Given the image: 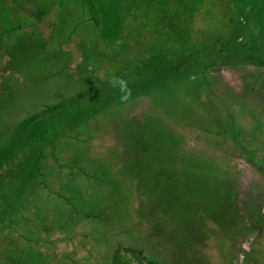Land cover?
I'll return each instance as SVG.
<instances>
[{"label":"trees","instance_id":"obj_1","mask_svg":"<svg viewBox=\"0 0 264 264\" xmlns=\"http://www.w3.org/2000/svg\"><path fill=\"white\" fill-rule=\"evenodd\" d=\"M263 24L264 0H0V264H146L105 212L106 191L131 197L139 119L179 153L189 88Z\"/></svg>","mask_w":264,"mask_h":264},{"label":"rangeland","instance_id":"obj_2","mask_svg":"<svg viewBox=\"0 0 264 264\" xmlns=\"http://www.w3.org/2000/svg\"><path fill=\"white\" fill-rule=\"evenodd\" d=\"M215 72H218L222 77H230L228 70L222 72L220 68H216ZM189 89L194 99L200 98L199 100H201L202 97L205 98V107L216 109L220 113L223 111L220 106V101L223 97L218 98L217 93L208 94V88V91H204L202 87ZM117 119L116 117L115 120L117 121ZM139 123L143 137L137 140V155L135 158L137 162L135 163L138 164V167L135 170L139 174L135 173L137 184L140 187H134L135 189H132V187L130 189L129 187V190L127 188L130 198L120 194L118 189L115 192L112 189L106 191L105 194L109 193V199H113L115 203V209H113L114 207L106 209V217L109 221H112L114 214H117V212L120 215L125 214L124 216L126 217H124L123 223L120 222V227L116 228V230H123L122 232L125 234H127L128 230L130 232L133 230L136 233L141 232L139 239L143 241H145L146 235L142 228L139 229V232L137 227L140 226L139 220H146L151 231L153 230L151 232L150 246L154 250L161 249L163 254L177 253L186 255L187 253V255H194L198 264H209L208 260L211 256L220 255L221 251L226 252L225 248L228 247L233 232V224H236L235 219H239L236 212H233L234 205L229 206L232 197L230 190L231 180L233 181L237 175L238 181H234L243 192V200H246V197H250L252 202L256 201L254 204L260 209L264 202V185L256 176L258 172L244 162L236 161L228 169V177L231 179L228 182L223 169L212 171L211 168L213 166H208L210 163L206 164L204 161L199 160L206 156L203 147L192 142L186 141L185 143L184 137L182 139L175 137L174 143L180 144V150L177 153L176 150L169 148L172 137H170L168 132L164 135L162 129L153 126L154 124L151 121L139 119ZM118 129L123 135L122 128L118 127ZM111 138L109 134L107 139ZM122 154L123 156L125 155L122 157L123 159L125 158V163H128L130 161L128 154L126 152H122ZM187 156L192 157V159L188 161ZM115 157L118 159V156ZM164 159L167 160L162 161ZM158 163L160 166L156 165ZM239 173L241 178L238 177ZM261 179L263 180L262 177ZM247 188H250L249 193L246 191L248 190ZM135 190L139 195H142L141 191L143 190V195L147 199L141 217H139L141 211H137V205L133 206L134 198L137 196V192H134ZM155 194H160L159 196H162L165 201L169 199L171 206H164L159 208V210L153 211L152 207L154 205L151 203V199H156ZM157 200L159 204L160 202L162 203L161 199ZM223 204L228 205L224 207ZM237 205H242L241 208L244 213L245 203L238 202L237 199ZM126 213L131 216L129 215L128 218ZM254 235L255 232L250 233L247 241L243 240V244L249 246ZM241 238L243 239V236ZM206 240L207 244H205ZM155 246L159 247L154 248ZM214 250L215 253H212ZM193 252H198L199 256L198 254H192ZM240 263L239 260L237 264ZM224 264L228 263L224 261Z\"/></svg>","mask_w":264,"mask_h":264},{"label":"flooded vegetation","instance_id":"obj_3","mask_svg":"<svg viewBox=\"0 0 264 264\" xmlns=\"http://www.w3.org/2000/svg\"><path fill=\"white\" fill-rule=\"evenodd\" d=\"M246 34L250 44L247 47L249 51L248 56L246 59L245 57L242 59L245 61L215 65L209 72L212 77L206 80V86L209 90L208 94L213 92L217 93L218 98L223 97L220 101L221 110L223 111L220 113L216 109L205 107V98L203 97L201 100H199L200 98L192 100L193 102L189 104V107L194 110L190 111V116L187 117V120H184L185 123L189 124L184 129L185 132L175 125L174 128L177 131L183 132L185 143L186 141L192 142L203 147L206 156L199 160L204 161L206 164L210 163L208 166H213L211 168L212 171L223 169L228 182L231 180L228 177V169L234 165V162L241 161L258 172L256 176L264 185V58H261L259 56L261 53L257 52V49L264 51V44L258 43L264 42V27L259 31L252 30ZM216 68H220L222 72L228 70L230 77L225 78L220 76L218 72H215ZM197 87H199L198 84ZM190 131L196 135H192ZM217 133H221L220 137L216 135ZM202 140L207 144H204ZM208 142L215 143V145L213 147L209 146ZM238 177L241 178L240 173ZM128 179L132 183L130 188L140 187L137 184L136 176H131ZM234 180L238 181L237 175ZM234 180L230 182L232 204L229 203V206L234 205L233 212H236L239 219H235L236 224L232 223L233 232L228 247L225 248L226 252L221 251V253L219 252L220 255L211 256L208 263L224 264V261H226L228 264H237L240 260V264H264V202L260 209H258L254 204L256 201L252 202L250 197H246L247 202L245 199L243 200V192ZM247 189L246 191L249 193L250 188ZM134 192L136 193L137 191L135 190ZM141 193L142 195H139L137 192L133 206L137 205V211L143 213L147 199L143 195V190ZM159 195L155 194L156 199H151V203L154 205L152 207L153 211L159 210V208H163L164 206H171L169 199L165 201ZM157 199H161L162 203L160 202L159 204ZM237 199L238 202L245 203L244 213L241 208L242 205H237ZM223 205L226 207L228 204ZM143 224L137 227V229L139 231L142 228L146 235L145 241H139L143 245L148 257L145 260L146 264H198L197 258L194 255H187V253L186 255H179L177 253L163 254L161 249L154 250L150 246L151 232L153 230L151 231L147 222ZM240 232L242 233L239 235ZM252 232H255V235L251 239L249 246L243 244V240L247 241ZM133 234L136 235L137 239L141 232L136 233L134 231ZM242 236L243 239L241 238ZM129 241L134 243L133 238L129 239ZM205 244H207V240ZM156 247L159 246H155L154 248ZM190 247L195 248L194 246ZM212 253H215V250ZM192 254H198L199 256L198 252H193Z\"/></svg>","mask_w":264,"mask_h":264},{"label":"clouds","instance_id":"obj_4","mask_svg":"<svg viewBox=\"0 0 264 264\" xmlns=\"http://www.w3.org/2000/svg\"><path fill=\"white\" fill-rule=\"evenodd\" d=\"M109 83L112 87H118L121 93L120 99L127 100L131 94V89L128 87V82L124 77H114Z\"/></svg>","mask_w":264,"mask_h":264}]
</instances>
